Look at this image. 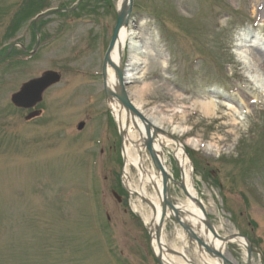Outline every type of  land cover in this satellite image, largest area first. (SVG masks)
<instances>
[{
  "label": "rangeland",
  "instance_id": "obj_1",
  "mask_svg": "<svg viewBox=\"0 0 264 264\" xmlns=\"http://www.w3.org/2000/svg\"><path fill=\"white\" fill-rule=\"evenodd\" d=\"M75 1L0 0V57L12 41L28 43L36 14L69 9ZM86 4L39 20L49 38L36 57L0 62V264H157L149 250L150 209L134 197L121 194L118 201L110 190L123 163L99 73L117 0ZM16 22L26 23L5 41ZM126 27L150 50L143 76L128 82L130 100L147 85L141 110L174 111L162 127L188 153L208 218L218 235L247 238L255 246L250 264H264V87L249 78L255 66L264 72V0H133ZM243 41L245 67L234 54ZM131 56L126 49L124 65ZM46 70L58 72L61 81L46 91L43 119L27 122L9 96ZM211 97L229 108L205 118L193 102ZM79 122L84 124L77 131ZM174 126L185 132L172 133ZM190 139L217 151L204 155L186 146ZM173 150L161 146L173 180L171 201L181 205L185 196L176 185L180 171ZM143 151L144 165L153 170ZM161 235L168 248L183 249L193 264H204L172 216ZM223 252L233 264L246 263V248L237 243Z\"/></svg>",
  "mask_w": 264,
  "mask_h": 264
},
{
  "label": "bare ground",
  "instance_id": "obj_2",
  "mask_svg": "<svg viewBox=\"0 0 264 264\" xmlns=\"http://www.w3.org/2000/svg\"><path fill=\"white\" fill-rule=\"evenodd\" d=\"M124 0L117 1V8L120 9L123 6ZM128 30L127 27H124L120 30L118 34L117 41L113 47V50L110 54L111 63L120 71H122V80L123 82H132L134 79H140L145 73V64L148 55L150 54L149 47L146 42L140 40L137 36ZM240 35L237 40L240 39ZM244 45L240 43L237 48V52H235L236 59L242 64V66L249 65L248 58V50L246 49V41H243ZM126 49L130 50L132 56L130 60L127 62V65H124L122 61V56L125 53ZM133 66H137L139 68V73L132 72L128 69V67L132 68ZM255 70L252 71V75H249L250 80L254 83V85L258 88L259 86L264 87V72L259 66H255ZM137 71L138 69L134 68L133 71ZM106 85L112 91H117L119 88L118 78L116 77L115 71L111 66L108 65L106 70ZM148 88L147 85H142L139 89H136L133 93L134 100L132 101L135 108L142 112L144 116H146L150 122L156 127L161 128L164 125V121L171 120V116L174 113L172 110H168L165 114L157 113L154 109L143 111V100L142 94ZM227 102H221L216 100L214 97L211 98H200L193 102L198 112L202 114L205 118H210L215 115L218 107H228L226 105ZM243 103V100H242ZM109 107L112 111V115L115 121L118 124V128L121 132L124 133L123 138V146H122V155H123V168H122V183L126 190L131 194H136V201L143 202L146 200L151 207L154 209V217L153 223L148 224L147 228L150 233V245L155 255H161L163 264H193L192 262H187L184 258L180 256L171 255L166 252L169 249L164 243L163 240H160L161 247L155 242L154 232H155V223L158 219L162 200H161V174L154 169H150L146 167L143 163L141 153L143 151L142 142L145 139L146 128L142 125L136 117H134L131 113H126L119 106H117L115 100L113 102H109ZM229 108V107H228ZM127 123V125H126ZM140 131L141 138H139V143H136V138L138 136V132L136 133V127ZM172 133L180 134L181 132H185L183 128L172 127ZM157 142L152 144V147L155 151L161 152V146L167 145L173 148V159L175 160L177 167L180 171V179L181 183L184 187V191L187 196H185V201L181 205H174L178 212H182L185 215V218H181V220L186 221L190 228L195 231L198 236L214 251L218 253H223L224 248H226L227 244L237 243L243 246L245 241L239 238H232L230 236L220 237L222 239H218L212 235V233L206 229L204 226V221L206 220V215H208L207 206L203 202V200L198 196L197 191L194 187V180L191 174V166H189L190 162L188 156L183 151L182 147L177 145L174 141L170 140L169 137L158 134L155 136ZM186 146L192 148L193 150H202L204 155H212V151H217L215 146L211 145H203L198 140H187L185 143ZM212 147V149H211ZM162 153V152H161ZM149 159V157H148ZM161 163L164 167V170L167 174H170L168 167L166 166V162L163 154H161ZM152 161V160H151ZM153 163V162H152ZM151 163V164H152ZM154 167V165L152 164ZM131 170L134 171V175H131ZM135 201V202H136ZM200 206V208H199ZM133 211L135 213L141 214L139 210V206H136L134 203L132 205ZM204 211L205 216L202 214ZM144 222L147 223V218H143ZM212 228L214 234L217 235V229L214 227L212 223ZM225 238V240H223ZM244 247V246H243ZM182 252V249L179 250ZM184 257L186 255L182 252ZM201 260L206 264H220V259L216 257H208L205 253H199ZM187 259V258H186ZM188 260V259H187Z\"/></svg>",
  "mask_w": 264,
  "mask_h": 264
},
{
  "label": "water",
  "instance_id": "obj_3",
  "mask_svg": "<svg viewBox=\"0 0 264 264\" xmlns=\"http://www.w3.org/2000/svg\"><path fill=\"white\" fill-rule=\"evenodd\" d=\"M131 5L132 0H124L123 6L117 10V19L116 23L113 28V32L111 35V39L108 45V48L106 50V53L104 55L103 64H102V78H103V87H104V94L106 99L109 100H116L117 103L125 110V112L131 113L134 117H136L146 128V132L144 134L145 139L143 141V146L146 149V151L149 154L150 159L153 162L154 167L157 169V171L161 174V210L160 215L158 219V223L156 225V231H155V238L157 243L159 244V238H160V229L162 227L163 220L166 216V209H168L170 212L173 213L174 220L178 223V225L181 227V229L187 234L188 238L194 241L198 248L203 249L207 255L210 257H216L220 259V264H232L226 257L223 256V254L218 253L211 249L200 237H198L190 228L188 223L183 222L178 217V210L176 207L171 203L170 197L168 194V188L167 183L170 178L166 174L161 161H160V155L153 149L152 143L155 141V136L157 132H161L160 129L152 125L148 122L146 118H144L131 104V102L128 99L127 93L125 91V85L126 83H123L122 76L120 70H118L110 61V53L117 41L118 33L122 26L127 25V21L131 12ZM41 17V16H40ZM38 17V18H40ZM37 18V19H38ZM106 65L111 66L117 77L119 82V88L117 91L110 90L105 83L106 79ZM59 81V76L55 72L47 71L42 74V76L38 79L31 80L25 84H23L20 88V90L10 97L11 103L19 108H29L33 104L39 102L41 100V94L42 92L48 88L51 85L56 84ZM127 125V123H126ZM83 127V124L80 123L77 128L80 130ZM136 127V125L134 126ZM136 132H138L139 137L141 138L140 131L138 130V127H136ZM122 138V136H121ZM179 187L182 189L184 194L186 195L184 191V187L182 183H178ZM187 196V195H186ZM148 203V202H147ZM149 204V203H148ZM151 207V206H150ZM200 208V206H199ZM201 209V208H200ZM152 213L154 215V209L151 207ZM202 211V214L205 216L204 211ZM206 220L204 221V226L207 230H209L212 235L218 239L220 238L218 235L214 234L213 228L211 223L208 221L207 217H205ZM232 238L238 237L241 238L240 235L234 234L231 236ZM225 240V238L223 239ZM170 254L173 255H181L176 253L175 251L168 250ZM250 253H251V247L247 246V256H246V264L250 263ZM182 256V255H181ZM156 261L158 264H162L160 257H156Z\"/></svg>",
  "mask_w": 264,
  "mask_h": 264
},
{
  "label": "flooded vegetation",
  "instance_id": "obj_4",
  "mask_svg": "<svg viewBox=\"0 0 264 264\" xmlns=\"http://www.w3.org/2000/svg\"><path fill=\"white\" fill-rule=\"evenodd\" d=\"M47 24L46 23H42V22H37V23H29V33H28V37H27V44L25 45V51H23L21 54H19V56H23V55H27L26 57L28 58H34L38 55V52H39V47H40V44L42 45L43 41L47 38H49V36L45 33H42V29L44 26H46ZM19 29V28H17ZM35 35V41L37 39V36H39V42H38V45L36 46L35 44V47L36 49L33 50V54H30L29 52L32 50L29 49V44L32 43V40H33V36ZM24 36H21L19 38V40H21V38H23ZM20 42V41H19ZM42 105L43 103L35 106V108H32L30 110H23V114H25V116L31 114V113H34L35 117L30 119V120H27L25 119V121L29 122L31 120H38V119H41L44 115V109L42 108ZM45 115L46 112H45ZM43 119V118H42Z\"/></svg>",
  "mask_w": 264,
  "mask_h": 264
},
{
  "label": "trees",
  "instance_id": "obj_5",
  "mask_svg": "<svg viewBox=\"0 0 264 264\" xmlns=\"http://www.w3.org/2000/svg\"><path fill=\"white\" fill-rule=\"evenodd\" d=\"M255 244V243H254Z\"/></svg>",
  "mask_w": 264,
  "mask_h": 264
}]
</instances>
